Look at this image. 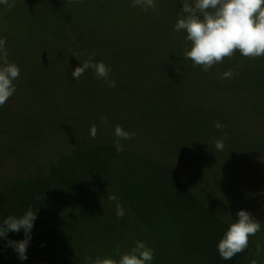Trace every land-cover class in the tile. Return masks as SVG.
<instances>
[{
	"label": "trees",
	"instance_id": "1",
	"mask_svg": "<svg viewBox=\"0 0 264 264\" xmlns=\"http://www.w3.org/2000/svg\"><path fill=\"white\" fill-rule=\"evenodd\" d=\"M9 1L11 10L6 15L15 8L22 16L18 26L44 27L53 34V43L63 46L77 34L116 31L120 23L111 19L120 10L128 14L136 12L142 25L152 24L157 31V24L174 25L185 15L181 12L183 3H193L174 0L177 8L173 9L171 0L163 10L161 0H155L153 11L133 7L132 0H86L80 2L79 15L72 19L75 12L71 14L69 10L70 0ZM6 51V59L19 66L20 74L14 81V98L11 96L0 106V142L8 156L21 164L28 162L33 167L31 172L39 170L32 176H17L0 184V222L9 216H21L27 209L37 210L38 219L26 252L27 260H19L6 241H0V264H103L106 259L118 262L120 255L130 252L137 241L153 250L152 264L250 262L254 255L252 236L244 251L230 260L220 259L216 244L235 221L221 213L215 200L220 195L219 188L225 184H234L235 188L246 184L239 180L240 173L254 177L247 169L254 173L253 141L240 134L238 143L225 146L224 138L223 149L217 150L209 129L213 123L172 119L175 111L172 104H154L153 108L145 104L141 109H133L131 118L118 119L112 115L96 120L95 124L92 121V127L96 128L93 137L91 124L83 130L82 123L71 124L61 105L44 95L45 85L35 59L27 58L15 45ZM59 60L48 68H55L54 74L68 68L66 61ZM113 66L118 67V63L113 62ZM132 67V72L142 73L141 69L145 72L148 66L135 63ZM232 96L238 98L237 94ZM48 100L61 123H47L49 128L57 124L59 127L43 135L38 134L36 124L27 122L30 115L12 106L26 102L39 107ZM79 102L71 100L63 108L69 107L68 113L76 115L80 105L87 111L88 106ZM202 105L206 104L198 107ZM237 112L236 104L222 109L218 122L230 128ZM210 113L212 121L213 117L218 119L219 115ZM260 117H264V111ZM111 120L115 121L113 127L108 126ZM138 120L140 126L136 125ZM117 126L134 134L130 139L119 140L120 151L115 147ZM140 138L157 155L144 150V145L140 147ZM57 140L62 141L59 148ZM40 145L53 150L57 158L49 160L45 153V159H40L42 153L37 152ZM27 146H32L29 151ZM256 152L259 154L260 149ZM242 166L244 170L238 173ZM121 208L122 216L117 215ZM7 239L21 240L23 232H10Z\"/></svg>",
	"mask_w": 264,
	"mask_h": 264
},
{
	"label": "rangeland",
	"instance_id": "2",
	"mask_svg": "<svg viewBox=\"0 0 264 264\" xmlns=\"http://www.w3.org/2000/svg\"><path fill=\"white\" fill-rule=\"evenodd\" d=\"M81 1L86 0H70L72 5L69 10L71 14L75 12L72 19L79 15ZM161 2L163 10L168 7L167 3L171 4V0ZM10 6L11 1L8 5H0V39L6 42L5 49L15 45L27 58L36 60L38 74L46 87L44 95L61 105L71 124L82 123L83 130L92 121L97 122L100 118L112 115L118 119L123 116L125 119L131 118L133 109H141L145 104L151 108L154 104H172L175 109H171L174 112L172 119L182 118L186 122L200 120L207 125L213 123L209 129L214 140L225 138V146L238 143L236 140L240 134L246 137L245 140L254 142V173L247 168L254 177L240 173L239 180L246 184H240L236 188L234 184H225L223 188H219L220 195L215 201L220 206L221 213L234 221L235 213L245 209L260 222V231L252 236L254 255L248 264L253 261H256V264H264V117H260V112L264 111V56L245 57L235 50L232 56L223 58L221 62L205 71L202 66H194L190 59L185 58L191 44L186 41V33L183 30L177 32L174 25L162 27L157 24V31H154L152 24L142 25L136 19H139L136 12L128 14L125 10L112 15L111 22L120 23L116 31L110 30L97 35L93 32L77 34L64 46L55 45L53 34L44 27L18 26L22 16L15 12V8L6 15V11L11 10ZM171 6L173 9L177 8L174 0ZM79 22L81 23L80 19ZM58 59L66 61L68 66L65 67L68 68L54 74L55 68H48ZM89 59L103 62L111 68L109 79L115 81L114 87H108L91 70L85 72L79 80L72 77L73 69ZM113 62L118 63V67L113 66ZM135 63L148 67L145 72L141 69L142 73L137 70L132 72ZM229 70L233 75L230 78H222L223 73ZM143 74L147 76L144 75L145 78L142 79ZM28 88L27 91L34 95ZM231 94H237L238 98ZM14 96L15 94L12 98ZM51 100L39 107L32 105L34 108L26 102L12 106L20 107L23 114L30 115L27 122L36 124L35 128L40 131L38 134L43 135L49 131L53 133V130L59 127L57 124L55 128H49L47 123H61L60 117H56L52 112ZM71 100H81L79 103L87 105L88 110L85 111L80 105V109L76 110L77 115L68 113L70 108L64 109L63 104L68 105ZM198 104L206 105L200 108ZM235 104L239 112L232 117L234 124L230 128L223 125L220 128L215 127L214 124L221 118L219 112L222 113V109ZM210 112L219 115L218 119L213 117L212 121ZM113 122L115 121H108V126L113 127ZM136 125L140 126V120ZM2 139L9 142L7 138ZM139 141H143V144L138 142L140 147L144 145V150L157 155L156 150L147 146L143 138ZM56 143V148L61 147L62 141L57 140ZM3 146L0 142V184L11 182L17 176H32L38 172L39 169L31 172L33 167H30L28 162L21 164V161H17L13 156H8L4 153ZM31 147L27 146L26 150L29 151ZM67 148L70 149L71 146ZM257 149H260L259 154ZM37 152L42 153L39 155L40 159H45V153L49 160L57 158L53 150L44 145H40ZM244 168L245 166H242L238 173ZM228 177L230 176L226 175V178ZM257 246L260 248L259 252Z\"/></svg>",
	"mask_w": 264,
	"mask_h": 264
},
{
	"label": "clouds",
	"instance_id": "3",
	"mask_svg": "<svg viewBox=\"0 0 264 264\" xmlns=\"http://www.w3.org/2000/svg\"><path fill=\"white\" fill-rule=\"evenodd\" d=\"M9 0H0V5H8ZM132 6H141L145 10H156L155 0H132ZM180 16L174 24V30L186 33V41L191 47L185 53V58L190 59L194 66H202L207 71L214 64L225 57L233 55L238 50L245 57L264 56V0H193L181 5ZM5 41L0 39V106L14 94L16 88L14 81L20 74L19 66L9 62ZM91 70L94 75L104 81L108 87H114L115 81L109 79L111 68L103 62H94L91 59L76 66L71 75L79 78ZM232 71L223 73L222 78H230ZM215 127L222 125L217 122ZM90 135L95 137L96 128L90 129ZM117 137L116 150H122L119 140L130 139L134 134L117 126L114 130ZM217 150L224 147L222 140H215ZM115 199V197H113ZM122 208L117 215L122 216ZM38 219L37 210L27 209L21 216H9L0 222V241H6L18 259L27 260V249L32 239V230ZM261 229L260 222L252 213L240 209L235 213V222L229 224L227 230L216 244V250L221 260H230L236 254L248 247L249 236H254ZM23 232V239H7L8 233ZM257 251H260L257 246ZM153 250L148 248L143 241H137L134 248L121 254L119 261L106 259L103 264H152ZM252 264H256L253 261Z\"/></svg>",
	"mask_w": 264,
	"mask_h": 264
}]
</instances>
